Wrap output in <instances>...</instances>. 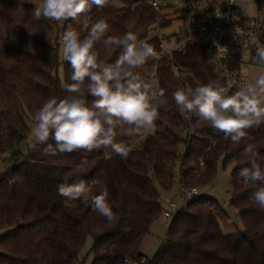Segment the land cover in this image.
<instances>
[{"label":"trees","instance_id":"obj_1","mask_svg":"<svg viewBox=\"0 0 264 264\" xmlns=\"http://www.w3.org/2000/svg\"><path fill=\"white\" fill-rule=\"evenodd\" d=\"M254 2L264 16V0ZM38 3L26 2L21 11L18 0H0V264H75L88 237L93 239L92 264H128L130 260L143 264H264V210L250 199L262 185L246 184L239 176L242 168L250 167L243 154L249 144L264 168V123L248 129L247 140L233 144L206 121L192 114L191 120L182 116L172 99L178 88L226 83L204 46L189 44L172 57L149 59L133 70L152 82L143 70L157 62L159 89L164 90L166 104L158 109L154 133L148 131L128 159L115 153L112 159H104L103 148L56 155L44 154L41 145L25 154L18 149L28 139L29 124H34L42 104L51 97L60 100L69 95L63 86L72 82L73 70L62 57V38L69 25L83 38L89 30L86 22L90 26L100 19L106 21L109 29L91 51L109 64L122 49L106 48L102 40L108 36L133 32L157 53L160 45L155 33L157 13L145 0L92 6L76 20L59 22L36 19L32 13ZM173 21L167 18L163 26ZM173 65L180 69L179 78ZM240 65L234 56L229 68L238 70ZM87 98L89 104L94 99ZM141 136L118 135L116 142L128 145ZM184 138L187 150L180 157L178 147ZM49 143L55 147L51 139ZM10 157L13 163L3 168ZM179 158L182 184L188 187L213 181L219 162L232 165L230 205L239 211L244 227L237 233L224 232L221 220L229 217L225 206L203 195L172 220L163 247L155 257L146 258L140 243L166 209L159 187L172 188ZM66 176L69 184L83 179L91 194L75 201L59 195L57 185ZM103 187L113 210L111 221L90 204V197L99 195Z\"/></svg>","mask_w":264,"mask_h":264},{"label":"clouds","instance_id":"obj_2","mask_svg":"<svg viewBox=\"0 0 264 264\" xmlns=\"http://www.w3.org/2000/svg\"><path fill=\"white\" fill-rule=\"evenodd\" d=\"M26 2L31 0H18V9L23 11ZM110 3L116 6V0H39L34 4L32 15L36 19L57 22L76 20L92 6L103 8ZM85 26L89 30L83 38L71 25L63 34L62 57L73 70L72 82L63 86L69 95L60 100L51 97L36 111L31 127L33 146H45L46 155L91 153L103 148L104 159H112L115 153L126 160L132 149L116 142L117 136L131 137L155 131L158 109L166 104L162 99L164 90H157L154 81L146 82L133 70L141 68L149 59L158 60L162 53H157L146 40L138 39L135 33L126 32L102 40L108 49H122L114 63H106L98 60L91 50L108 31V23L100 19L90 26L86 22ZM256 45L258 62L264 64V45L259 40ZM221 78L226 81L223 85L212 81L194 88H178L172 93V99L182 116L192 114L206 121L216 132L223 133L225 140L239 144L248 139V129L264 123V73L254 83L243 82L236 86L234 92L226 67ZM88 96L94 98L90 104ZM50 139L55 147L49 143ZM243 154L250 167L242 168L239 176L246 184L260 182L262 186L256 188L250 199L264 210V168L257 162L258 156L251 144L245 147ZM67 180L66 176L65 182L57 185L58 194L72 201L81 199L87 191L85 181L77 179L69 184ZM107 197V188L103 187L99 195L90 197V204L94 211L111 221L113 210Z\"/></svg>","mask_w":264,"mask_h":264},{"label":"built area","instance_id":"obj_3","mask_svg":"<svg viewBox=\"0 0 264 264\" xmlns=\"http://www.w3.org/2000/svg\"><path fill=\"white\" fill-rule=\"evenodd\" d=\"M157 13L155 22V33L160 39V59L172 57L174 52L183 50L189 44H196L207 48L209 59L213 62L215 71L224 72L225 67L231 76L233 88L243 82L251 83L246 75L242 73L243 67L252 64V58L256 56L259 40L264 45L262 37L264 34V20L257 17H249L243 14L241 5L236 0H145ZM183 14L190 16L189 29L171 36L162 32L167 18L180 19ZM170 41L171 43H169ZM218 45V46H217ZM171 55L167 54V51ZM239 57L240 69L229 68L233 57ZM259 63V62H258ZM147 72L155 87L159 90V75L157 62ZM173 72L179 78L180 69L173 65ZM190 118L189 114L185 116ZM33 123L29 126L32 127ZM143 133L139 139L126 146L131 149L138 147L141 140L147 134ZM115 154L112 153V156ZM180 194L182 206L170 201L164 210L165 219H174L180 213L189 209L190 203L203 196L198 187H188L181 184ZM227 200L224 206L229 205Z\"/></svg>","mask_w":264,"mask_h":264},{"label":"rangeland","instance_id":"obj_4","mask_svg":"<svg viewBox=\"0 0 264 264\" xmlns=\"http://www.w3.org/2000/svg\"><path fill=\"white\" fill-rule=\"evenodd\" d=\"M242 7L243 14L249 17H257L264 20V16L257 10L254 0H236ZM190 16L183 14L180 19H175L169 27L163 29L162 32L169 33V35L174 36L181 31H186L189 29ZM171 43L170 41H168ZM242 73L246 75L251 83H254L256 78L262 73H264V64L257 62L255 58H252V64L243 67ZM191 120V117H190ZM191 133L193 129H190ZM149 133H154L150 131ZM148 133V134H149ZM34 138L31 135L26 141L21 143L18 147L24 154L29 148L34 145ZM187 150L186 139L178 147V153L181 157ZM13 163V158H7L3 168H6ZM182 170L183 165L181 159L179 158L176 166L174 168V183L170 190H163L159 187L160 193L162 195V203L164 208L168 205L170 201L176 202L179 206H182V199L180 194V187L182 184ZM232 165L228 164L223 166L221 162L218 163L216 176L213 181L199 186L201 193L209 198L217 200L221 205H224L225 201L231 200V192L233 188V178L231 175ZM87 197L91 194L90 190L85 193ZM224 209L228 212L229 217L227 219L221 220V225L226 233H237L243 230V223L241 221L239 211L232 205H227ZM173 219H165L163 215L157 218L151 225L150 231L144 236L140 243V250L146 256V258L155 257L159 250L163 247L164 242L167 239L169 225ZM93 244V239L88 237L82 255L80 256V261L75 264H92L93 262V252L91 247ZM128 264H143L140 261L130 260Z\"/></svg>","mask_w":264,"mask_h":264},{"label":"crops","instance_id":"obj_5","mask_svg":"<svg viewBox=\"0 0 264 264\" xmlns=\"http://www.w3.org/2000/svg\"><path fill=\"white\" fill-rule=\"evenodd\" d=\"M167 207V206H166Z\"/></svg>","mask_w":264,"mask_h":264}]
</instances>
